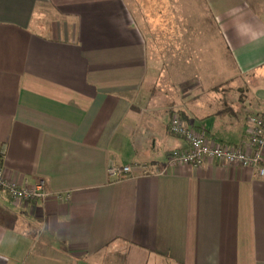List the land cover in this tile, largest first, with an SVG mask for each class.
<instances>
[{"label": "crops", "instance_id": "crops-1", "mask_svg": "<svg viewBox=\"0 0 264 264\" xmlns=\"http://www.w3.org/2000/svg\"><path fill=\"white\" fill-rule=\"evenodd\" d=\"M256 9L264 0H0V166L70 195L0 189V264H264V177L167 163L188 145L176 116L211 143H248L264 115ZM218 38L242 86L212 85ZM135 163L147 172L109 174Z\"/></svg>", "mask_w": 264, "mask_h": 264}, {"label": "built area", "instance_id": "built-area-1", "mask_svg": "<svg viewBox=\"0 0 264 264\" xmlns=\"http://www.w3.org/2000/svg\"><path fill=\"white\" fill-rule=\"evenodd\" d=\"M250 122L252 128L246 146L232 148L223 144L211 143L205 129H193L186 125L179 116L173 117L169 124L171 133L181 138L184 137L188 145L183 150L177 149L171 152L167 160L168 166L191 165L196 168L209 161H217L226 166L251 167L257 171L258 177H264V115L253 116ZM135 168H141L146 173L148 165L136 163L122 167L112 165L109 174L122 180L133 175ZM156 173H159V169H156ZM0 189L18 201L34 202L48 200L53 196L59 200L66 196L70 198L69 194L65 196L61 193L50 192L44 180L30 184L27 181L20 182L9 178L2 166H0Z\"/></svg>", "mask_w": 264, "mask_h": 264}, {"label": "rangeland", "instance_id": "rangeland-1", "mask_svg": "<svg viewBox=\"0 0 264 264\" xmlns=\"http://www.w3.org/2000/svg\"><path fill=\"white\" fill-rule=\"evenodd\" d=\"M253 11H255L258 15H262V13H264V10H260V9H256ZM236 13L237 12H228V15L235 17L234 14H236ZM221 14H223V13H215L214 12V13H211L208 15L206 14L205 20L210 21V23H216L217 18L219 19V17H220L219 15H221ZM196 16H197V22H200V20L202 19V14H201V16L198 14ZM183 24H187V23L184 22ZM215 30H214V33H215ZM214 35L217 36L216 34H214ZM216 47L218 48V49H216L217 57H220V64H221V62L223 63L224 71L217 72L218 76H217V78H214L211 81L212 85H214L216 87L217 86H221V87L242 86L240 81L237 83L236 81L232 80V78L237 75V72H235V67H234L232 61L230 59L228 60V58L225 54H224L223 58L221 57V52H224V50L220 48L221 45H220L219 38L217 39ZM219 75H222V77ZM225 93H227V92H225ZM226 95L227 94H225L223 97H226ZM228 95L229 96L230 95L238 96L239 91L236 89L230 90V93H228Z\"/></svg>", "mask_w": 264, "mask_h": 264}, {"label": "clouds", "instance_id": "clouds-1", "mask_svg": "<svg viewBox=\"0 0 264 264\" xmlns=\"http://www.w3.org/2000/svg\"><path fill=\"white\" fill-rule=\"evenodd\" d=\"M244 29H245V26L238 25L236 28L237 34L240 36L247 35V32Z\"/></svg>", "mask_w": 264, "mask_h": 264}, {"label": "trees", "instance_id": "trees-1", "mask_svg": "<svg viewBox=\"0 0 264 264\" xmlns=\"http://www.w3.org/2000/svg\"><path fill=\"white\" fill-rule=\"evenodd\" d=\"M180 118H181V117H180ZM182 118H183V116H182ZM182 118H181V119H182ZM183 120H184V119H183Z\"/></svg>", "mask_w": 264, "mask_h": 264}, {"label": "bare ground", "instance_id": "bare-ground-1", "mask_svg": "<svg viewBox=\"0 0 264 264\" xmlns=\"http://www.w3.org/2000/svg\"><path fill=\"white\" fill-rule=\"evenodd\" d=\"M191 166V165H190Z\"/></svg>", "mask_w": 264, "mask_h": 264}]
</instances>
